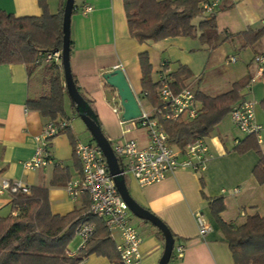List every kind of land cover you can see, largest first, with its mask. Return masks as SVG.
Instances as JSON below:
<instances>
[{
  "label": "crops",
  "instance_id": "0c3cea01",
  "mask_svg": "<svg viewBox=\"0 0 264 264\" xmlns=\"http://www.w3.org/2000/svg\"><path fill=\"white\" fill-rule=\"evenodd\" d=\"M43 2L51 16L62 18L66 0ZM85 7H90L91 11L84 14ZM0 12L17 18L40 17L43 13L39 0H0ZM214 14L221 40L214 48L202 45L198 39L183 37L138 44L129 35L123 0H74L69 28L70 71L81 93L91 101L102 134L110 145L122 138L136 140L140 148L148 144L145 130L121 124V107L119 115L112 111L111 99H115L117 93L103 80L105 74L121 70L141 110L150 113L154 106L148 97H143L141 87L139 55L143 53L148 55L155 83L162 65L168 75L181 66L186 67L191 75L186 81L187 88L210 98L226 94L235 84L242 83L238 104H253L256 123L264 125V74L256 77L258 66L254 62L257 56L264 58V36L254 46L245 48L232 37L264 28V0H219ZM203 19L198 17L193 24ZM232 58L236 59L235 63L229 62ZM44 75V65L31 75L23 64L0 65V183L8 180L31 189H46L50 214L63 218L89 205L86 196L71 198L66 192L67 183L75 180L80 172L70 138L74 143L96 144L89 142L90 137L84 139L78 124L80 118L66 96L64 112L69 129L51 141L52 163L43 169H24L23 164L34 155L35 139L48 122L37 112L26 109L28 98H37L44 92ZM197 103L201 109V103ZM126 128L129 131L124 134ZM247 137L227 115L203 139L209 155L203 172L179 170L162 183L146 188H140L131 176H124L133 201L161 220L172 233L175 259L169 264H233L228 245L209 210L208 200L223 198L225 210L220 217L234 226L242 225L254 214L264 217V184L259 185L253 177L258 155L253 150L241 154L236 151ZM257 145L264 155V141ZM11 201L10 195L0 194L1 219L15 217ZM196 214L210 227L204 237L199 235ZM136 221L133 216L132 225L142 238L138 264H158L164 251L160 232L147 222L139 224ZM109 239L115 248L118 239ZM79 245L80 239L74 234L66 248V256L76 257ZM177 246L184 248L179 258L175 254ZM117 261L91 254L79 264H117Z\"/></svg>",
  "mask_w": 264,
  "mask_h": 264
},
{
  "label": "trees",
  "instance_id": "16d2710c",
  "mask_svg": "<svg viewBox=\"0 0 264 264\" xmlns=\"http://www.w3.org/2000/svg\"><path fill=\"white\" fill-rule=\"evenodd\" d=\"M204 1L123 0L129 35L138 44L183 37L198 39L202 45L214 48L221 40L217 33L215 14L207 17L203 14L201 5ZM39 5L43 12L40 17L17 18L0 12V65L23 64L28 75H31L40 66L35 63L39 55L61 51L62 18L59 15L51 16L43 0H39ZM198 17L204 19L194 25L193 20ZM263 36L264 28L248 30L232 37L238 39L245 48L254 46ZM71 52L70 45V57ZM42 65L45 74L44 92L37 98H28L26 109L37 112L48 122L66 120L64 98L67 92L62 68L54 62ZM139 65L142 91L148 94L151 104L157 107V84L153 81L146 53L139 55ZM168 77L172 90L177 94L187 88L186 81L191 75L186 67L181 66ZM72 79L78 93L96 117L91 101L81 93L73 76ZM242 87V83L235 84L230 92L215 98L195 93L196 101L201 103L196 119L162 122L170 146L184 151L187 146L208 137L237 106L241 100L239 90ZM71 107L75 110L72 102ZM70 139L74 150V140ZM248 150L258 155L259 161L253 170V177L259 185H263L264 155L259 151L254 136H248L236 148L240 154ZM208 202L211 215L228 245L233 264H264V217L254 214L248 216L242 225L234 226L223 222L220 217L225 210L223 198ZM11 203L15 217L0 218V264H79L91 254L118 260L103 223L93 217L88 218L96 228L91 242L76 257L66 256V248L80 221L87 214L89 205L87 209L66 217H54L49 212L47 190L42 188L31 189L30 195L18 194L12 198ZM158 235L163 239L160 233ZM174 259L172 254L170 262Z\"/></svg>",
  "mask_w": 264,
  "mask_h": 264
},
{
  "label": "built area",
  "instance_id": "2783aa9c",
  "mask_svg": "<svg viewBox=\"0 0 264 264\" xmlns=\"http://www.w3.org/2000/svg\"><path fill=\"white\" fill-rule=\"evenodd\" d=\"M219 0L204 1L202 11L206 16L215 13ZM90 7L83 8L82 12L89 13ZM61 51H55L39 55L35 61L37 65L56 63L61 67ZM235 63L236 59L229 60ZM254 62L258 66L256 77L264 74V58L257 56ZM156 81V96L159 105L153 107L150 113L141 110V117L134 121L123 122V126L130 124L135 128L145 130L148 144L140 148L136 140L119 139L111 144L112 151L117 158L123 176H131L140 188L150 187L162 183L167 176L179 170H191L196 173L203 172L209 159L208 150L203 140L196 141L186 147L184 151H178L170 146L168 135L164 130V121H192L199 115V107L195 92L185 88L179 93H174L171 88L170 78L161 66ZM254 79L252 80V82ZM147 98L148 94L143 93ZM116 100V102H114ZM112 111L120 113V104L117 97L111 99ZM231 122L245 136H254L258 143L264 141V125L256 123L253 104L250 102L239 103L229 114ZM69 129L68 120L47 122L40 135L35 139L36 146L32 159L23 164L26 170H37L48 167L52 163L49 153L51 141L64 134ZM129 129L124 130V134ZM74 154L80 163L78 177L69 182L66 192L71 198L86 196L89 201L87 214L80 221L75 230V235L80 239L79 251L84 250L91 242L95 234V226L88 218L93 217L103 223V226L111 239L117 238L115 249L118 255L117 264H138L141 256L139 248L142 238L132 225L133 215L127 204L119 195L113 178L110 176L105 159L94 144L75 142ZM234 193L237 190H233ZM14 196L30 195L31 188L20 183L2 180L0 194ZM199 235L204 237L210 227L204 218L196 214ZM184 248L177 246L175 254L179 258L183 255Z\"/></svg>",
  "mask_w": 264,
  "mask_h": 264
},
{
  "label": "water",
  "instance_id": "95a60500",
  "mask_svg": "<svg viewBox=\"0 0 264 264\" xmlns=\"http://www.w3.org/2000/svg\"><path fill=\"white\" fill-rule=\"evenodd\" d=\"M74 7V0H66L62 15V48H61V68L63 72L64 87L66 88L67 96L75 106V112L89 132L92 140L101 151L110 176L113 178L116 189L122 200L127 204L131 214L138 220L147 222L156 228L164 240V251L158 264H169L173 248V235L167 226L147 210L141 208L130 197L125 185V178L122 175L123 170L115 157L111 145L102 134L101 128L97 123L93 111L84 99L78 93L72 79L70 71V18ZM103 80L106 85L114 89L120 102L122 110L121 120L129 122L137 120L141 117V108L137 98L134 96L130 86L121 70H113L105 74Z\"/></svg>",
  "mask_w": 264,
  "mask_h": 264
},
{
  "label": "rangeland",
  "instance_id": "374dc122",
  "mask_svg": "<svg viewBox=\"0 0 264 264\" xmlns=\"http://www.w3.org/2000/svg\"><path fill=\"white\" fill-rule=\"evenodd\" d=\"M41 70H43L42 68H41ZM194 91V90H193ZM78 124H80V126H81V130H82V132L84 133V139H86L85 137L87 136V138L88 137H90V140H89V142L90 143H94L93 142V140H92V138H91V136H90V134H89V132L87 131V129L85 128V126L83 125V123H82V121L79 119L78 120ZM82 137H81V140L82 141H85ZM137 223H139V224H144V221H141V220H138L137 219V221H136ZM142 222V223H141Z\"/></svg>",
  "mask_w": 264,
  "mask_h": 264
}]
</instances>
